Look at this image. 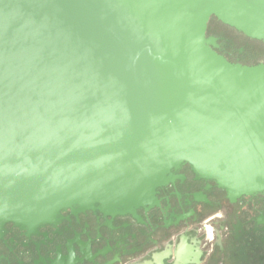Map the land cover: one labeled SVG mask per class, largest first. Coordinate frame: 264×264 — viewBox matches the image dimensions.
<instances>
[{
  "label": "water",
  "instance_id": "95a60500",
  "mask_svg": "<svg viewBox=\"0 0 264 264\" xmlns=\"http://www.w3.org/2000/svg\"><path fill=\"white\" fill-rule=\"evenodd\" d=\"M212 18L264 43V0H0V231L133 213L185 164L264 194V66Z\"/></svg>",
  "mask_w": 264,
  "mask_h": 264
},
{
  "label": "flooded vegetation",
  "instance_id": "af4514ba",
  "mask_svg": "<svg viewBox=\"0 0 264 264\" xmlns=\"http://www.w3.org/2000/svg\"><path fill=\"white\" fill-rule=\"evenodd\" d=\"M207 37L232 64L264 66V43L212 18ZM155 204L110 215L79 207L37 229L6 224L0 264H264V194L231 200L185 164Z\"/></svg>",
  "mask_w": 264,
  "mask_h": 264
}]
</instances>
